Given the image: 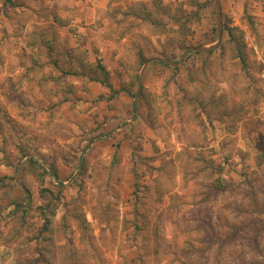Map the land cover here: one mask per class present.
I'll return each instance as SVG.
<instances>
[{
    "label": "rangeland",
    "instance_id": "374dc122",
    "mask_svg": "<svg viewBox=\"0 0 264 264\" xmlns=\"http://www.w3.org/2000/svg\"><path fill=\"white\" fill-rule=\"evenodd\" d=\"M220 5L184 54L215 0H0V264H264V0Z\"/></svg>",
    "mask_w": 264,
    "mask_h": 264
},
{
    "label": "water",
    "instance_id": "95a60500",
    "mask_svg": "<svg viewBox=\"0 0 264 264\" xmlns=\"http://www.w3.org/2000/svg\"><path fill=\"white\" fill-rule=\"evenodd\" d=\"M215 4H216L217 17H218V29H219L218 40H219L220 39V27H221L219 0H215ZM218 44H219V41H217V43H215L214 45H212L210 47H193V48L187 49L185 53H187L189 50H193V51H197V52H207V51L212 50L215 47H217Z\"/></svg>",
    "mask_w": 264,
    "mask_h": 264
},
{
    "label": "crops",
    "instance_id": "0c3cea01",
    "mask_svg": "<svg viewBox=\"0 0 264 264\" xmlns=\"http://www.w3.org/2000/svg\"><path fill=\"white\" fill-rule=\"evenodd\" d=\"M6 1H10V0H6ZM13 1V0H12ZM220 2H221V0H219V5H220ZM33 3H34V1H33ZM220 7H221V5H220ZM216 13H217V11H216ZM221 18H222V14H221V12H220V22H221ZM217 19H218V17H217ZM228 30L226 29V32H227ZM225 32V30H224V25H223V23L221 22V27H220V39H221V34L223 35V33ZM218 37H219V29H218ZM218 37H217V41H219V43H220V39L218 40ZM217 41H216V43H217ZM214 45V44H213ZM219 45V44H218ZM217 45V46H218ZM212 46V45H211ZM202 47V46H201ZM206 47H210V46H206ZM190 48H193V47H188V48H186V50L187 49H190ZM216 48V47H215ZM214 48V49H215ZM186 50H185V52H186ZM213 50V49H212ZM189 51H193V50H189ZM189 51L187 52V53H189ZM209 51H211V50H209ZM197 52V51H196ZM208 52V51H207ZM187 53H184V54H187ZM164 62H166L165 60H163ZM168 64H170V65H177V63H168Z\"/></svg>",
    "mask_w": 264,
    "mask_h": 264
},
{
    "label": "trees",
    "instance_id": "16d2710c",
    "mask_svg": "<svg viewBox=\"0 0 264 264\" xmlns=\"http://www.w3.org/2000/svg\"><path fill=\"white\" fill-rule=\"evenodd\" d=\"M51 173V176L55 177V174L53 172H50Z\"/></svg>",
    "mask_w": 264,
    "mask_h": 264
}]
</instances>
